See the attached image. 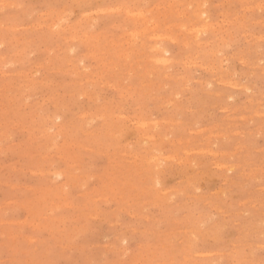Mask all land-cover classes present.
I'll use <instances>...</instances> for the list:
<instances>
[{
	"label": "rangeland",
	"instance_id": "rangeland-1",
	"mask_svg": "<svg viewBox=\"0 0 264 264\" xmlns=\"http://www.w3.org/2000/svg\"><path fill=\"white\" fill-rule=\"evenodd\" d=\"M0 55V264H264V0H0Z\"/></svg>",
	"mask_w": 264,
	"mask_h": 264
},
{
	"label": "bare ground",
	"instance_id": "bare-ground-1",
	"mask_svg": "<svg viewBox=\"0 0 264 264\" xmlns=\"http://www.w3.org/2000/svg\"><path fill=\"white\" fill-rule=\"evenodd\" d=\"M12 3H14V2H12ZM11 3V4H12ZM175 3V2H174ZM255 5V4H254ZM109 10V9H108ZM163 10V9H162ZM63 12V11H62ZM118 12V11H117ZM125 13V12H124ZM129 13V12H128ZM131 13V12H130ZM159 13H160V11H159ZM197 14V13H196ZM142 15H144V14H142ZM205 15V14H204ZM138 16V15H137ZM166 16V15H165ZM59 20V19H58ZM57 20V21H58ZM57 23V22H56ZM222 23V22H221ZM55 24V23H54ZM155 26V25H154ZM197 26V25H196ZM17 28V27H16ZM171 28V27H170ZM202 28V27H201ZM129 32V31H128ZM130 33V32H129ZM196 34H198V32L196 33ZM86 35V34H85ZM121 35V34H120ZM124 35V34H123ZM151 35V34H150ZM160 36H162V35H160L159 34V37ZM70 37V36H69ZM75 37V36H74ZM78 37V36H77ZM102 37V36H101ZM85 38V37H84ZM194 38V37H193ZM79 39V38H78ZM97 42V41H96ZM122 42V41H121ZM200 42V41H199ZM136 44V43H135ZM128 45V44H127ZM157 45V44H156ZM58 46V45H57ZM74 47V46H73ZM91 47V46H90ZM159 47V46H158ZM162 47V46H161ZM186 47V46H185ZM100 49V48H99ZM131 49V48H130ZM134 52V51H133ZM119 53V52H118ZM215 55V54H214ZM1 56V55H0ZM103 57V56H102ZM160 57V56H159ZM259 57V56H258ZM243 59V58H242ZM159 60V59H158ZM248 60V59H247ZM257 60V59H256ZM3 61V60H2ZM177 61V60H176ZM123 63H124V61H123ZM211 63V62H210ZM9 64V63H8ZM107 64V63H106ZM105 64V65H106ZM116 64V63H115ZM42 65V64H41ZM46 65V64H45ZM136 65V64H135ZM199 65V64H198ZM201 65V64H200ZM253 66H254V64H253ZM100 67V66H99ZM108 67V66H107ZM202 67V66H201ZM131 68V67H130ZM156 68V67H155ZM78 69V68H77ZM86 69V68H85ZM135 69V68H134ZM157 69V68H156ZM58 70V69H57ZM76 70V69H75ZM129 70V69H128ZM127 70V71H128ZM146 70V69H145ZM130 71V70H129ZM132 71H133V69H132ZM136 71V70H135ZM134 71V72H135ZM260 71H262V70H260ZM264 71V70H263ZM27 72V71H26ZM115 72V71H114ZM120 72V71H119ZM250 73V72H249ZM2 74V73H1ZM101 74V73H100ZM232 74V73H231ZM98 76H100V75H98ZM173 76V75H172ZM103 77V76H102ZM125 77V76H124ZM180 77V76H179ZM229 80H231V79H229ZM14 81V80H13ZM219 81V80H218ZM234 81V80H233ZM236 81V80H235ZM15 82V81H14ZM122 82V81H121ZM138 82V81H137ZM206 82V81H205ZM81 83V82H80ZM234 83H238V82H234ZM161 84V83H160ZM239 84V83H238ZM112 85V84H111ZM252 85V84H251ZM245 86H247V85H245ZM206 90V89H205ZM128 91V90H127ZM247 91V90H246ZM210 92V91H209ZM224 92V91H223ZM211 93V92H210ZM232 94V93H231ZM89 95V94H88ZM177 95V94H176ZM123 96V95H122ZM228 96V95H227ZM23 97V96H22ZM13 98V97H12ZM164 98V97H163ZM14 99V98H13ZM168 99H169V97H168ZM98 100V99H97ZM167 100V99H166ZM170 100V99H169ZM171 102H173V101H171ZM212 107V106H211ZM224 107V106H223ZM225 108V107H224ZM221 109V108H220ZM188 110V109H187ZM221 110H223V109H221ZM234 110V109H233ZM258 111V110H257ZM197 113V112H196ZM257 113V112H256ZM264 113V112H263ZM87 115V114H86ZM241 117V116H240ZM231 118V117H230ZM232 118H234V117H232ZM231 118V119H232ZM243 118V117H242ZM165 121H166V119H165ZM176 121V120H175ZM178 122H180V121H178ZM6 123V122H5ZM158 123H159V121H158ZM193 123V122H192ZM156 125V124H155ZM167 126H169V125H167ZM213 127V126H212ZM211 127V128H212ZM157 128V127H156ZM203 128H205V127H203ZM215 128V127H214ZM208 129V128H207ZM209 131V130H208ZM238 132H240V131H238ZM237 133V132H236ZM152 134V133H151ZM226 135V134H225ZM153 137H154V135H152ZM151 136V137H152ZM215 136V135H214ZM145 137V136H144ZM210 138V137H209ZM165 139V138H164ZM168 139V138H167ZM187 139H189V138H187ZM172 144V143H171ZM263 147V146H262ZM260 150V149H259ZM157 152V151H156ZM155 152V153H156ZM209 152V151H208ZM232 152V151H231ZM124 153V152H123ZM217 153V152H216ZM224 153V152H223ZM233 153V152H232ZM229 154V153H228ZM119 155V154H118ZM160 155V154H159ZM142 156V155H141ZM168 156V155H167ZM143 157V156H142ZM151 158V157H150ZM191 158V157H190ZM141 160V159H140ZM160 160V159H159ZM147 161V160H146ZM154 161V160H153ZM158 161V160H157ZM155 164V163H154ZM156 165H157V163H156ZM157 167V166H156ZM254 169H255V167H254ZM249 174V173H248ZM255 174V173H254ZM49 175H50V172H49ZM241 184V183H240ZM158 185V184H157ZM263 187V186H262ZM156 188V187H155ZM169 192V191H168ZM220 207V206H219ZM220 210V209H219ZM186 230V229H185ZM191 230V229H190ZM261 245V244H260ZM188 259V258H187Z\"/></svg>",
	"mask_w": 264,
	"mask_h": 264
}]
</instances>
